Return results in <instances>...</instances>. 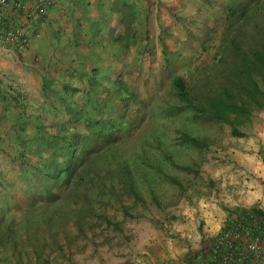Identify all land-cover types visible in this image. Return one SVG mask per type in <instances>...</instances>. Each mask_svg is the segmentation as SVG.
I'll return each mask as SVG.
<instances>
[{"label": "rangeland", "instance_id": "1", "mask_svg": "<svg viewBox=\"0 0 264 264\" xmlns=\"http://www.w3.org/2000/svg\"><path fill=\"white\" fill-rule=\"evenodd\" d=\"M198 1L195 6L206 4L207 0ZM208 1V14L207 11L198 13L204 6L193 14L186 11V6L173 12L176 21L189 26L176 30L184 37L181 43H176L175 35L169 34L173 43L165 46L164 53L157 54L152 49L146 61H135L132 68L128 66L130 63H121L118 89L129 95H123L125 99L121 96V101L108 100L115 108L113 114L110 113L115 116L111 123L125 129L115 133L121 138L117 160L128 159L143 201H136L127 193L125 185L117 184L113 195L87 204H92V209L83 207L70 211L65 221L62 219L51 226L50 234L43 229L26 233L19 224L15 242L1 239L0 264H175L178 255L173 250L179 243H189L175 230L176 225L187 216L185 211L195 217L200 213L202 202L214 197L216 181L211 178V167L220 161L214 163L213 160L220 158L215 155L223 152L224 146L232 145L233 136L227 124L196 117L194 110L176 96L171 79L182 76L191 86L203 76L211 75L212 70L215 72L225 60L232 61L234 56L228 47L241 36L237 34L238 29L245 23L241 20L240 26L230 29L228 24L237 21L246 5L253 6V0ZM187 3L188 0H181V4ZM260 7L264 9V0H260ZM193 15L198 17L187 22ZM206 16L211 23L205 22ZM111 81L116 89L117 79ZM260 85L264 89V84ZM251 108L244 123L238 126L242 131L254 130L259 114H263V108ZM123 115L126 122L119 123V116ZM22 120L18 119L17 125L12 124L14 132L24 126ZM182 131L202 140L205 146L184 143L180 136ZM45 142L42 143L47 146L49 143ZM26 150L23 145L21 151L6 155L0 148V194L7 192L11 202L2 216L11 217L14 228L21 218L34 214L26 208L32 199L21 176L20 162L15 159ZM44 151L51 153L50 149ZM29 162L35 163V159L30 157ZM184 166L191 169H183ZM168 176L179 180L182 187ZM73 206L74 202L65 203L61 218ZM123 206L127 207L126 213L121 209ZM196 221L200 219L197 217ZM26 236L28 242H25Z\"/></svg>", "mask_w": 264, "mask_h": 264}, {"label": "crops", "instance_id": "2", "mask_svg": "<svg viewBox=\"0 0 264 264\" xmlns=\"http://www.w3.org/2000/svg\"><path fill=\"white\" fill-rule=\"evenodd\" d=\"M51 1L32 18L31 32L21 48L0 39V148L6 155L20 150L17 139L37 133L41 125L56 134L67 120V109L87 110L90 98L97 99L100 92H106L107 101L118 100L121 63H130L132 68L135 61H146L152 49L164 53L165 46L173 43L169 34L181 43L184 37L176 30L189 26L176 21L174 11L186 6L193 14L204 6L198 13L208 14L210 9L208 0L197 6L198 0H188L187 5L181 0ZM195 17L190 16L187 22ZM23 19L9 10L0 22V32L5 25L23 23ZM205 20L211 23L208 16ZM92 78L95 83L90 85ZM114 78L116 89L111 81ZM262 108L254 130H241L244 136L232 135V145L215 155L221 159H214V163L220 162L211 167V178L216 181L214 197L202 202L195 217L185 211L187 216L176 225L175 230L189 243L175 247V264H182L188 248L198 250L203 236L217 235L238 212L264 208V164L259 153L264 150ZM18 119H23L24 126L14 132L12 124L17 125Z\"/></svg>", "mask_w": 264, "mask_h": 264}, {"label": "trees", "instance_id": "3", "mask_svg": "<svg viewBox=\"0 0 264 264\" xmlns=\"http://www.w3.org/2000/svg\"><path fill=\"white\" fill-rule=\"evenodd\" d=\"M229 11L232 15V8ZM240 15L237 21H230L228 24L229 29L240 26L241 20L248 25L241 26L247 29H238L237 34L241 36L237 37L236 41L233 40L232 46L228 47L234 56L232 61L225 60L215 72L212 70L211 75L203 76L191 86L186 84L182 76H173L171 79L176 96L194 110L196 117H207L227 124L233 136L245 135L238 126L249 116L251 106H264V89L260 85L264 84V9L260 7V0H253V6L246 5ZM228 18L230 20V17ZM90 81V85L95 83L94 78ZM102 93L106 95V92L99 94ZM71 95L73 96V93ZM103 95L97 99L96 96L91 97L86 104L87 110H72L73 107L67 109V120L59 125L56 134L47 132L45 126L41 125L37 133L17 139L16 146L20 148L18 151L22 150L23 145L27 147L22 155L25 158L21 155L14 157L20 162L23 173L21 176L32 199L26 208L34 214L30 213L27 219L21 218L14 228L15 222L12 218L2 216L3 212L8 211L6 206L10 196L7 192L0 194V244L3 243L1 239L6 242L16 241L14 238L15 233L20 232L19 224L24 227L26 233L43 229L50 234L51 226L62 219L65 221L70 216V211L74 212L83 207L92 209V204L97 198L113 195L117 184L125 185L127 193L136 201H143L128 159H122V162L119 161L121 158L117 160L120 157L118 143H121V138L115 133L118 129H125L111 123L115 116L110 113L113 114L115 108ZM116 95L117 99L119 98L117 101H121L125 99L123 95L129 94L119 91ZM119 117V123L126 122L124 115ZM21 129L24 130L23 127ZM180 136L184 143H192L197 147L205 146L202 140L186 132L182 131ZM43 141L49 144L44 146ZM45 149H50L51 153L45 152ZM259 153L264 164V150L261 149ZM30 157L35 159V163L29 162ZM184 167L186 170L191 169ZM168 178L182 187L175 177ZM68 202H74V206L61 218V213H65L63 206ZM89 203H92L91 206L87 205ZM126 208H121L124 213L127 212ZM24 239L28 242L29 237ZM39 245L42 246V242Z\"/></svg>", "mask_w": 264, "mask_h": 264}, {"label": "built area", "instance_id": "4", "mask_svg": "<svg viewBox=\"0 0 264 264\" xmlns=\"http://www.w3.org/2000/svg\"><path fill=\"white\" fill-rule=\"evenodd\" d=\"M51 3V0H0L1 23L9 10L25 20L5 25L0 39L21 48L31 32L32 18ZM256 208L232 216L217 235L203 236L204 243L198 250L188 248L182 264H264V208Z\"/></svg>", "mask_w": 264, "mask_h": 264}]
</instances>
